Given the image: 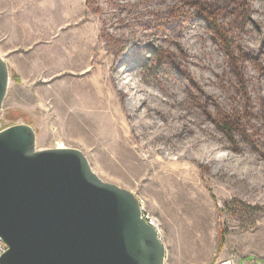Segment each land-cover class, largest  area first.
I'll return each instance as SVG.
<instances>
[{
    "label": "rangeland",
    "instance_id": "374dc122",
    "mask_svg": "<svg viewBox=\"0 0 264 264\" xmlns=\"http://www.w3.org/2000/svg\"><path fill=\"white\" fill-rule=\"evenodd\" d=\"M193 1L0 0V130L29 125L37 150L81 151L158 222L170 264L262 257L264 0ZM220 117L243 129L226 135ZM111 119L122 141L93 138Z\"/></svg>",
    "mask_w": 264,
    "mask_h": 264
},
{
    "label": "water",
    "instance_id": "95a60500",
    "mask_svg": "<svg viewBox=\"0 0 264 264\" xmlns=\"http://www.w3.org/2000/svg\"><path fill=\"white\" fill-rule=\"evenodd\" d=\"M0 53V122L10 85ZM0 264H163L166 247L129 191L77 149H36L29 125L0 130Z\"/></svg>",
    "mask_w": 264,
    "mask_h": 264
},
{
    "label": "bare ground",
    "instance_id": "6f19581e",
    "mask_svg": "<svg viewBox=\"0 0 264 264\" xmlns=\"http://www.w3.org/2000/svg\"><path fill=\"white\" fill-rule=\"evenodd\" d=\"M126 65V61H124L123 63H122V67L123 66H125ZM128 76H131V73H129L126 77H128ZM136 88H133V89H131L130 91H134ZM126 95V94H125ZM116 109V108H115ZM112 112L113 111H106V112H104V114L107 116L108 115V117H109V115H111L112 114ZM120 112V114H123L124 115V117H126L127 119L130 117V115L129 114H125L124 112H122L121 113V110L119 111ZM101 113H103V112H101ZM114 113V112H113ZM146 113V112H145ZM144 113V114H145ZM157 114V113H156ZM115 115V114H114ZM123 117V118H124ZM147 118H149V115H147L146 116ZM147 118H145V119H147ZM122 119V118H121ZM120 119V120H121ZM144 118H142L141 120H139L140 122H139V124H140V127L141 128H144L145 130H149V131H153V133L156 135V131H158L159 129H160V127H159V125L157 124V123H155V122H151V123H146L147 121L145 120ZM118 119H111V121H112V123H111V127L110 128H107V127H105V125H103V124H99V125H97V124H95V121H94V126H93V133H94V135H92V137L94 138V137H97L98 138V140H100V142L102 143V142H107V141H104V140H106V139H108V141H112V142H115V143H119V141H122V140H120V139H118V136H117V131H121L120 129L121 128H119V126H121V125H119V121H117ZM88 121H91L92 122V119H88ZM145 121V122H144ZM126 121H124V123H125ZM122 126L124 125L123 124V121H122ZM121 126V127H122ZM126 126H128V124H126ZM131 126V125H130ZM123 128V127H122ZM89 132V131H88ZM84 133V132H83ZM82 133V134H83ZM111 133H115V138H113L112 137V134ZM120 133V132H119ZM125 134H127V133H125ZM133 134V138L134 139H140V137H142V136H138L137 134H134V132L132 133ZM88 135V134H87ZM120 135H121V133H120ZM91 136V135H90ZM153 136V135H152ZM93 138H91V141L93 142ZM96 138V139H97ZM95 139V140H96ZM154 139V138H153ZM97 140V141H98ZM125 140V139H124ZM147 141H148V139H147ZM96 142V141H95ZM146 144H148V143H146ZM146 144H144V147L145 146H148V145H146ZM123 145V144H122ZM126 147V146H125ZM58 148H63L62 146H60V147H58ZM110 150V149H109ZM106 151V150H105ZM149 156H147V158H148ZM157 162V161H156ZM117 165V164H116ZM151 166V165H150ZM154 166H156L157 167V164L156 163H154ZM156 170V169H155ZM160 175V173L159 172H157L155 175H154V177L155 178H157L158 176ZM154 178V179H155Z\"/></svg>",
    "mask_w": 264,
    "mask_h": 264
},
{
    "label": "trees",
    "instance_id": "16d2710c",
    "mask_svg": "<svg viewBox=\"0 0 264 264\" xmlns=\"http://www.w3.org/2000/svg\"><path fill=\"white\" fill-rule=\"evenodd\" d=\"M193 4H198V3H200V4H202V3H204L205 5L207 4V2H205V1H202V0H194L193 2H192ZM191 3V4H192ZM199 4V5H200ZM209 7H211L213 10H211V12H215V11H219L220 9H222L224 6H220V7H218L219 6V3H212V2H210V4L208 5ZM204 7V5L202 4L201 5V8H203ZM244 84V83H243ZM225 114V113H224ZM226 115V114H225ZM225 115H223L224 117H225ZM224 117H223V119H222V117H220V120H221V122L218 124L220 127H221V129L223 130V132L226 134V135H228V136H232V134L234 133V132H237V131H239L238 129H243V126H242V124H241V122H240V120L239 119H232L231 117H228V118H225L224 119ZM224 243V238L223 239H221V245Z\"/></svg>",
    "mask_w": 264,
    "mask_h": 264
},
{
    "label": "built area",
    "instance_id": "2783aa9c",
    "mask_svg": "<svg viewBox=\"0 0 264 264\" xmlns=\"http://www.w3.org/2000/svg\"><path fill=\"white\" fill-rule=\"evenodd\" d=\"M143 218L146 220V222L150 226H152L157 231L159 238L162 241L160 226H159L158 222L154 218H152L149 214L145 213L144 211H143ZM7 250H8L7 244L0 237V258L7 252ZM163 264H170L168 262L167 255L165 256V258L163 260ZM220 264H240V262H239V259H237V258H231V259H228V260L221 262Z\"/></svg>",
    "mask_w": 264,
    "mask_h": 264
},
{
    "label": "crops",
    "instance_id": "0c3cea01",
    "mask_svg": "<svg viewBox=\"0 0 264 264\" xmlns=\"http://www.w3.org/2000/svg\"><path fill=\"white\" fill-rule=\"evenodd\" d=\"M240 264H264V256H244L239 258Z\"/></svg>",
    "mask_w": 264,
    "mask_h": 264
}]
</instances>
